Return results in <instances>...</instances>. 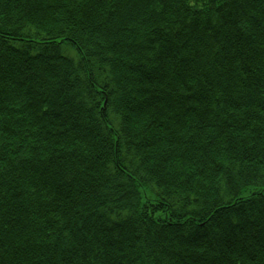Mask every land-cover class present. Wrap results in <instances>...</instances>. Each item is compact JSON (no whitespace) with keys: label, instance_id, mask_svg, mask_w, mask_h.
Returning <instances> with one entry per match:
<instances>
[{"label":"trees","instance_id":"obj_1","mask_svg":"<svg viewBox=\"0 0 264 264\" xmlns=\"http://www.w3.org/2000/svg\"><path fill=\"white\" fill-rule=\"evenodd\" d=\"M0 264H264V0H0Z\"/></svg>","mask_w":264,"mask_h":264}]
</instances>
